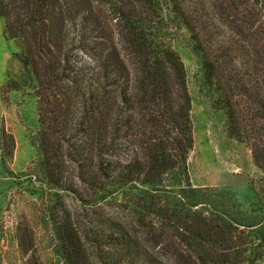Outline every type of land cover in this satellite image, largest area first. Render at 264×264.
<instances>
[{
	"label": "trees",
	"instance_id": "trees-1",
	"mask_svg": "<svg viewBox=\"0 0 264 264\" xmlns=\"http://www.w3.org/2000/svg\"><path fill=\"white\" fill-rule=\"evenodd\" d=\"M0 16L19 45L8 85L37 101L34 177L64 264L263 259L264 215L242 222L191 183L189 96L168 41L187 32L227 135L264 174L263 0H0Z\"/></svg>",
	"mask_w": 264,
	"mask_h": 264
},
{
	"label": "rangeland",
	"instance_id": "rangeland-1",
	"mask_svg": "<svg viewBox=\"0 0 264 264\" xmlns=\"http://www.w3.org/2000/svg\"><path fill=\"white\" fill-rule=\"evenodd\" d=\"M3 31L0 16V139L2 129L14 139L6 166L0 145V264H64L43 220V196L34 177L36 150L31 141L39 129L37 101L30 88L8 85L18 75L15 54L19 45ZM168 41L182 63L189 96L191 183L214 190L218 206L230 216L256 222L264 215V174L254 164L249 147L227 135L226 116L213 107L212 92L203 80L187 32L174 30ZM217 258L220 263L212 260L211 264H222L223 258ZM257 264H264V257Z\"/></svg>",
	"mask_w": 264,
	"mask_h": 264
}]
</instances>
